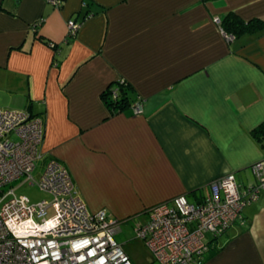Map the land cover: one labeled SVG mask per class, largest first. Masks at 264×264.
I'll return each mask as SVG.
<instances>
[{"label": "crops", "instance_id": "1", "mask_svg": "<svg viewBox=\"0 0 264 264\" xmlns=\"http://www.w3.org/2000/svg\"><path fill=\"white\" fill-rule=\"evenodd\" d=\"M230 13L264 22V0H0L7 105L41 118L42 163L67 170L90 212L139 227L150 208L197 204L223 176L241 190L256 183L264 30L227 42L214 20ZM119 80L131 107L111 114L101 96ZM204 242V264H264V191Z\"/></svg>", "mask_w": 264, "mask_h": 264}, {"label": "built area", "instance_id": "2", "mask_svg": "<svg viewBox=\"0 0 264 264\" xmlns=\"http://www.w3.org/2000/svg\"><path fill=\"white\" fill-rule=\"evenodd\" d=\"M54 8L61 0H49ZM219 25L218 20H214ZM69 35L78 25L67 22ZM227 42L232 38L224 35ZM133 113L141 112L140 103ZM41 118L24 111H0V188L20 178L52 198L30 203L14 189L0 199V264H132L114 239L118 223L106 210L90 212L74 192L67 170L56 161L44 165L38 180L32 173L42 160ZM250 170L256 183L241 190L233 174L211 182L209 195L197 204L185 196L147 211L136 228L158 264H198L208 251L207 235L218 237L242 219L243 209L264 191V158Z\"/></svg>", "mask_w": 264, "mask_h": 264}, {"label": "rangeland", "instance_id": "3", "mask_svg": "<svg viewBox=\"0 0 264 264\" xmlns=\"http://www.w3.org/2000/svg\"><path fill=\"white\" fill-rule=\"evenodd\" d=\"M7 110L23 111L22 108L16 109L11 104L7 105V89L0 85V111ZM43 168L44 163H42V161H37L36 169L32 173V176L35 180H38ZM12 189H14L15 195L25 196L32 204L42 200L50 201L52 198L49 194L41 191L37 185H30L29 182L25 181V178H20L0 188V199L5 193ZM141 220L143 221L144 219ZM136 223L137 222L135 221H130L129 223L125 224L119 223L117 228L120 230V232H118L114 237L116 243L122 246V249L129 256L132 264H158L154 260L152 254L147 249L143 241L136 237ZM210 236L211 235H207L205 237V241H207Z\"/></svg>", "mask_w": 264, "mask_h": 264}, {"label": "trees", "instance_id": "4", "mask_svg": "<svg viewBox=\"0 0 264 264\" xmlns=\"http://www.w3.org/2000/svg\"><path fill=\"white\" fill-rule=\"evenodd\" d=\"M200 1L203 3H207L216 0H200ZM86 17H88V15H85L84 18ZM219 26L227 36L233 39H237L245 34H253L264 30L263 21L258 19L244 21L233 13L227 14L223 20L219 21ZM41 41L44 42V40ZM46 44L50 45V43L47 42ZM50 46L52 47L53 50L57 51L58 46L55 43ZM55 59L56 58L54 57L53 60ZM128 90H129V85L125 82V80H119L116 83L111 84L102 93L101 98L111 114L120 113L126 108L131 107L130 99L128 96ZM251 136L264 151V122L251 132ZM211 251H213V249L209 245L208 251L202 256L198 264H204L207 255H209Z\"/></svg>", "mask_w": 264, "mask_h": 264}]
</instances>
